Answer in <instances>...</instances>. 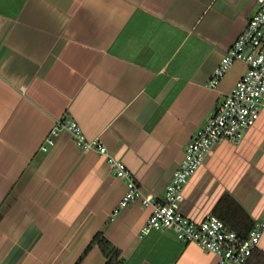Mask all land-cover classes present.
<instances>
[{
	"label": "crops",
	"instance_id": "1",
	"mask_svg": "<svg viewBox=\"0 0 264 264\" xmlns=\"http://www.w3.org/2000/svg\"><path fill=\"white\" fill-rule=\"evenodd\" d=\"M255 0H0V264H75L100 231L125 264H218L171 232L141 234L139 202L55 121L77 123L155 199L189 141L246 72L207 82ZM230 196L264 224V111L239 146H214L184 190L196 222ZM257 251L264 253V230ZM81 264H106L97 246Z\"/></svg>",
	"mask_w": 264,
	"mask_h": 264
},
{
	"label": "built area",
	"instance_id": "2",
	"mask_svg": "<svg viewBox=\"0 0 264 264\" xmlns=\"http://www.w3.org/2000/svg\"><path fill=\"white\" fill-rule=\"evenodd\" d=\"M255 3L254 16L247 21L243 32L222 56L207 87L215 88L237 62L246 66V72L189 141L183 159L166 184L161 199L145 196L126 166L114 158L99 140H88L77 123L65 116L55 121L45 139V145L51 147L61 132H68L77 150L94 152L109 165L113 177L125 186L124 195L110 216L111 221L120 210L139 202L143 208L150 209V215L141 230L142 235L151 231L171 232L176 242L195 244L203 252L215 256L218 264H245L257 248L264 224L254 223L242 239L218 217L209 215L196 222L185 217L180 208L185 199L186 185L212 148L223 143L239 146L264 111V0H255Z\"/></svg>",
	"mask_w": 264,
	"mask_h": 264
},
{
	"label": "trees",
	"instance_id": "3",
	"mask_svg": "<svg viewBox=\"0 0 264 264\" xmlns=\"http://www.w3.org/2000/svg\"><path fill=\"white\" fill-rule=\"evenodd\" d=\"M213 215L223 221L229 229L237 233L242 239L247 236L254 225L244 209L228 195L219 200L214 207ZM94 246H97L101 254L105 257L106 264H125L121 258V253L104 237L103 231L95 234L75 264H81L89 250ZM245 264H264V253L254 250Z\"/></svg>",
	"mask_w": 264,
	"mask_h": 264
}]
</instances>
